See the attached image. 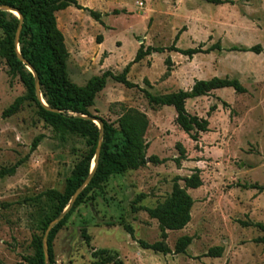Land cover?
Here are the masks:
<instances>
[{
    "label": "rangeland",
    "instance_id": "rangeland-1",
    "mask_svg": "<svg viewBox=\"0 0 264 264\" xmlns=\"http://www.w3.org/2000/svg\"><path fill=\"white\" fill-rule=\"evenodd\" d=\"M78 1L102 14L96 21L75 6L57 12L70 54L69 77L79 86L106 70L121 74L142 43L145 48L170 46L180 33L178 48L201 52L193 57L168 50L148 55L128 74L137 87L110 78L97 94L90 107L93 117L117 122L130 108L146 113L147 155L165 161L149 160L111 176L92 192L57 233L56 264H91L92 252L101 248L117 250L126 264H264V0L219 5L206 0ZM253 46L259 50H243ZM214 77L237 79L246 91L224 87L187 100L191 114L209 120V131L201 132L198 141L176 123L173 106L151 105L142 91L190 90L196 80ZM27 94L0 54V172L20 163L0 178V264H30L35 238L44 241L48 229L41 228L50 206L46 193L65 190L88 150L83 137L59 133L40 118L30 98L8 112ZM181 148L186 159L177 164ZM196 168L203 185L188 188L195 200L191 222L184 229L166 230L164 239L160 221L147 208L166 203L176 181L186 187L184 178ZM184 235L193 241L186 253H175ZM140 240H164L172 252L145 249ZM217 246L223 247L222 255L209 256Z\"/></svg>",
    "mask_w": 264,
    "mask_h": 264
},
{
    "label": "trees",
    "instance_id": "trees-1",
    "mask_svg": "<svg viewBox=\"0 0 264 264\" xmlns=\"http://www.w3.org/2000/svg\"><path fill=\"white\" fill-rule=\"evenodd\" d=\"M213 4H225L227 0H206ZM0 6H8L17 9L24 17L21 35L19 39L20 53L31 64L40 79L41 92L49 108L43 105L36 93V77L28 69L27 63L19 58L16 36L20 23L19 17L11 11L0 9V29L3 37L0 40V54L4 56L10 66L13 76H19L24 83L28 94L20 97L9 109L17 111L23 101L32 99L38 107V115L47 124L59 133L77 134L86 140L88 150L81 156L74 166L72 174L68 178L63 192L50 190L46 193L50 202L49 211L41 220V228L46 231L54 218L59 216L69 205L77 190L89 178L92 163L96 157V149L100 138V128L91 119L78 114L94 116L90 107L95 104L97 94L105 89L108 79L112 78L124 84L128 88L138 85L128 79L131 67L153 53L165 51H177L193 57L201 52L198 48L181 49L176 46L180 33L176 35L175 42L170 46H148L142 43L133 61L127 64L121 74H115L106 70L100 76L92 77L85 86H79L70 80L68 72L69 50L65 41V35L58 25L57 12L70 6L88 11L96 20L101 21L102 14L89 7L83 6L78 0H0ZM217 48H211L214 50ZM245 51H258L257 46L244 48ZM170 62V60H168ZM149 83V82H148ZM232 87L237 92L243 93L246 88L237 79H198L190 90L180 89L166 94H154L143 88L149 103L154 106H173L176 110V123L198 141L201 132L209 131V120L191 114L187 110V100L208 95L210 92ZM98 117V116H96ZM104 122V140L101 148L99 164L90 183L79 194L76 202L66 216L51 230L48 237L49 261L56 264L53 252V242L59 230L66 224L75 209L84 203L91 193L101 188L111 176L122 174L128 170L139 169L145 166L149 160L157 163L165 160L156 156L148 157L149 142L146 133L150 125L146 113L138 109H128L117 122L108 121L98 117ZM39 138H36L32 150L38 146ZM186 159V152L181 148V154L175 159L180 164ZM20 163L0 172V178L8 173H14ZM201 169L196 168L193 174L184 178L186 187L175 182L170 199L161 207L147 208L152 218L160 221L163 238H166V230L184 229L192 219L194 198L188 192V188H199L203 185ZM130 233L133 229L127 226ZM83 237L89 242L90 236L83 231ZM35 242V254L30 258V264H47L43 236L37 237ZM193 237L184 235L176 243L175 253H186ZM139 243L145 249L169 254L171 248L160 240L148 243L140 240ZM223 247L217 246L209 250V256H221ZM91 264H126L117 250L108 248L95 249L92 252Z\"/></svg>",
    "mask_w": 264,
    "mask_h": 264
},
{
    "label": "water",
    "instance_id": "water-1",
    "mask_svg": "<svg viewBox=\"0 0 264 264\" xmlns=\"http://www.w3.org/2000/svg\"><path fill=\"white\" fill-rule=\"evenodd\" d=\"M0 9L2 10H8L11 11L13 13H15L16 15H18L19 19H20V23H19V27H18V31H17V36H16V45H17V50H18V54H19V58L21 60H23L25 63H27L28 68L30 69V71L35 75L36 77V93H37V97L38 99L43 103L44 106H46L47 108L51 109L49 107V105L45 102V100L43 99V95L41 92V85H40V79L37 75L36 70L34 69V67L29 64L27 62V60L21 55L20 50H19V39H20V35H21V30H22V25H23V21H24V17L23 15L14 8L8 7V6H0ZM79 116L85 117V118H89L91 120H93L100 128V138H99V142H98V146L96 149V157L94 160V163L92 165V169H91V174L89 176V178L85 181V183L77 190V192L74 194L73 198L71 199L69 205L66 207V209L57 217L55 218L49 225L46 234H45V238H44V248H45V254H46V261L47 264H50L49 261V246H48V237L49 234L51 232V230L66 216V214L70 211V209L73 207L74 203L76 202L79 194L84 190V188H86V186L90 183V181L92 180V177L94 176L96 169L98 167L99 164V159H100V154H101V148H102V144H103V140H104V122L102 119L100 118H96L93 116H87V115H82V114H78Z\"/></svg>",
    "mask_w": 264,
    "mask_h": 264
}]
</instances>
